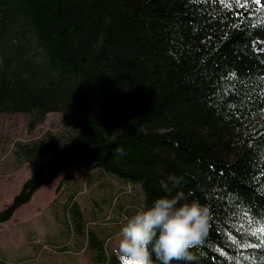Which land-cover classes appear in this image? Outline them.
I'll return each mask as SVG.
<instances>
[{"label": "trees", "instance_id": "trees-1", "mask_svg": "<svg viewBox=\"0 0 264 264\" xmlns=\"http://www.w3.org/2000/svg\"><path fill=\"white\" fill-rule=\"evenodd\" d=\"M226 3L0 0V113L29 115L28 131L50 112L75 120L63 138L45 132L16 144L18 163L51 155L0 210V223L67 166L91 165L137 187L141 206L176 191L208 206L194 264H264V249L244 247L258 242L251 230L264 218V30L251 27L259 15L251 0L246 8ZM58 196L50 215L59 226L39 243L31 230L29 253L11 260L0 250V264H39L43 246L71 254L62 264H79L73 255L81 251L84 264H120L111 246L119 221L100 207L86 212L78 186ZM115 202L129 214L138 205L131 212ZM74 234L86 238L81 250Z\"/></svg>", "mask_w": 264, "mask_h": 264}, {"label": "rangeland", "instance_id": "rangeland-1", "mask_svg": "<svg viewBox=\"0 0 264 264\" xmlns=\"http://www.w3.org/2000/svg\"><path fill=\"white\" fill-rule=\"evenodd\" d=\"M28 120L29 115L27 114L0 113V210L12 200L34 169L47 162L51 155L50 152H47L35 158L32 163H18L14 156L16 144L38 139L45 132L63 138L75 128V120L68 111L48 113L44 121L39 123L32 131H28ZM65 175L73 177V180L66 181L60 192L63 188L78 186L86 212L90 211L89 207H100L105 218H115L119 221L120 226L124 216L130 214L127 211L118 210V212L113 208V205H116L115 197L117 202L118 200L123 202L125 208L131 210V212L132 207L138 204L137 208H139L141 200L143 201L141 191L137 187H129L110 175L101 174L99 170L91 165L67 166L58 174L55 180L53 179L54 186H52L53 183L48 185L53 180L46 182L45 187L43 185V188L32 197L31 204L27 203L19 207L14 212L11 220L0 227V249L9 258L17 259L18 256L29 253L27 233H30L31 230L36 232L32 242L39 243L42 242L41 237L49 227L59 226V222L54 221L53 216L50 215V205L59 197L60 192L56 190L57 185ZM93 195L98 197L99 203L94 202ZM101 196L104 198L112 196V202L109 204L106 200L102 201ZM130 202H133L131 207ZM59 219H61V214ZM74 236L76 241L81 244L79 248L81 250L84 248L86 238H78L75 234ZM73 238V234L70 232L68 242L70 245L75 246ZM118 239L119 232L115 235L113 241L111 240L113 248L117 246ZM37 254L39 264H62L63 258L71 256V254H55L48 246H43ZM85 256L83 251L73 255L79 264L86 262Z\"/></svg>", "mask_w": 264, "mask_h": 264}, {"label": "clouds", "instance_id": "clouds-1", "mask_svg": "<svg viewBox=\"0 0 264 264\" xmlns=\"http://www.w3.org/2000/svg\"><path fill=\"white\" fill-rule=\"evenodd\" d=\"M168 181L173 187L179 184L174 176ZM161 187L171 192L165 181ZM210 220L208 206L188 200L182 191L157 197L124 216L114 254L120 264H194L193 250L208 236Z\"/></svg>", "mask_w": 264, "mask_h": 264}, {"label": "snow or ice", "instance_id": "snow-or-ice-1", "mask_svg": "<svg viewBox=\"0 0 264 264\" xmlns=\"http://www.w3.org/2000/svg\"><path fill=\"white\" fill-rule=\"evenodd\" d=\"M218 2L224 5L225 7H230V5L226 3V0H218ZM248 2L249 0H243V3L241 2V0H235V5L237 7L246 8L248 7ZM251 3L256 6L255 12L259 14L256 23L252 24L251 27H261V29L264 30V5L261 4V0H251ZM259 51L264 52V48H260ZM262 63H264V61H262ZM229 75L235 77L236 73L232 72L229 73ZM260 80L262 82V85H264V76H261ZM261 93L264 94V87L261 88ZM254 223L258 226L254 227L251 230V235L257 237L258 242L248 243L244 245V247L264 249V218H259ZM124 264H130V262L125 261Z\"/></svg>", "mask_w": 264, "mask_h": 264}, {"label": "crops", "instance_id": "crops-1", "mask_svg": "<svg viewBox=\"0 0 264 264\" xmlns=\"http://www.w3.org/2000/svg\"><path fill=\"white\" fill-rule=\"evenodd\" d=\"M51 180H53V179H51ZM54 180H55V178H54ZM54 180H53V182H51V183H49L48 185H50V184H52L53 183V185L52 186H54ZM50 181V180H49ZM48 182V181H47ZM46 185V184H45ZM45 185L43 186V187H45ZM58 186V185H57ZM43 187H40L36 192H38L40 189H42ZM36 192L33 194V196L32 197H34V195L36 194ZM31 199H33V198H31ZM31 201L32 200H30L29 202H28V204H31ZM27 204V203H26ZM25 205V204H24ZM23 206V205H22ZM28 209V208H27ZM26 209V210H27ZM11 220V219H10ZM9 221V220H8ZM8 221H6V222H8ZM6 222H3V223H0V227L3 225V224H5ZM5 232H7V231H5ZM0 250H2V249H0ZM3 251V250H2ZM4 252V251H3ZM8 257V256H7ZM9 258V257H8ZM9 259H11V260H14V259H12V258H9Z\"/></svg>", "mask_w": 264, "mask_h": 264}]
</instances>
